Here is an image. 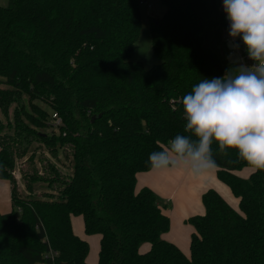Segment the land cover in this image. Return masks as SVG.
Returning <instances> with one entry per match:
<instances>
[{
  "label": "trees",
  "instance_id": "trees-1",
  "mask_svg": "<svg viewBox=\"0 0 264 264\" xmlns=\"http://www.w3.org/2000/svg\"><path fill=\"white\" fill-rule=\"evenodd\" d=\"M159 1L167 10L151 20V36L161 63L150 69L132 60L142 0L0 6V109L9 118L14 106L16 132H0V180L12 187V210L0 212V264H89L90 245L75 235L72 217L83 218L87 236H100L97 264H264V171L239 177L249 167L235 151L224 155L213 145L217 177L240 212L207 191L205 214L186 221L195 230L190 257L162 238L170 219L154 192H136L137 175L151 170L149 154L183 134L182 96L201 79L237 70L204 46L211 18L223 42V0ZM35 143L56 161L45 158L42 173L25 174L23 198L13 172ZM61 155L71 160L70 173L59 168ZM36 184L49 188L41 199Z\"/></svg>",
  "mask_w": 264,
  "mask_h": 264
},
{
  "label": "clouds",
  "instance_id": "clouds-1",
  "mask_svg": "<svg viewBox=\"0 0 264 264\" xmlns=\"http://www.w3.org/2000/svg\"><path fill=\"white\" fill-rule=\"evenodd\" d=\"M229 36L241 39L249 65L201 79L180 100L183 134L149 154L153 171L182 170L193 179L212 174L219 153L235 151L252 172L264 171V0H223Z\"/></svg>",
  "mask_w": 264,
  "mask_h": 264
},
{
  "label": "crops",
  "instance_id": "crops-1",
  "mask_svg": "<svg viewBox=\"0 0 264 264\" xmlns=\"http://www.w3.org/2000/svg\"><path fill=\"white\" fill-rule=\"evenodd\" d=\"M252 173L250 168H245L236 174L243 179H248ZM143 188H149L154 192L163 214L170 219V230L163 235V239L176 245L187 257L191 255V237L195 230L186 221L191 217L205 214L202 196L207 191L215 190L235 211L240 212V200L233 195L227 185L218 179L217 169L214 173L202 176L199 179H193L190 174L182 170L165 172L150 170L137 175L136 192L141 191ZM0 190L5 191V195L10 191L11 197L12 187L9 181L0 180ZM10 209L9 203L0 199V212L8 213ZM81 221L82 226L79 225V220L75 224L74 217H72L73 231L75 235L86 240L83 235V233L85 234L83 218ZM75 226L77 227L76 231ZM98 241L99 251L100 238H98ZM150 248V244H143L140 247V252L147 253ZM98 258L99 256L91 264H97Z\"/></svg>",
  "mask_w": 264,
  "mask_h": 264
},
{
  "label": "rangeland",
  "instance_id": "rangeland-1",
  "mask_svg": "<svg viewBox=\"0 0 264 264\" xmlns=\"http://www.w3.org/2000/svg\"><path fill=\"white\" fill-rule=\"evenodd\" d=\"M142 1L143 4L140 6V13H141L140 36L136 44L135 50L132 54V60L134 62H141L146 69H150L153 66L161 63V60L154 57L152 52V36H151L152 21L151 20L160 19L165 14L167 8L159 0H142ZM7 4H8V0H0V6H6ZM203 36L205 41L204 46L207 50L213 51L214 53L221 55L225 60L229 62L237 63V55L234 52L235 51L234 46L226 41L222 43L219 41L217 35V29L215 28V24H214V18H211L206 22L205 32ZM2 87L3 86L0 85V88ZM41 106L45 107L43 104H41ZM13 109L14 106L11 107L10 109L9 118H6L4 116L3 111L0 109V122L3 123V126L2 127L0 126L1 136L16 135V132L14 133L15 129H13L15 128V126L11 125L10 123L11 122L10 120H12L13 118ZM55 116H53V118H55ZM54 124L57 125L60 124V120L56 119ZM52 128L53 127H50L48 129H45L44 131L51 133ZM21 134H25V133L21 132ZM34 152H35V159L32 162H30L28 158ZM45 158H49L53 162L56 161V159L50 158L49 153L44 147L41 146V144L35 143L32 145L28 156L22 159L21 158L17 159L16 170L13 173H14V178L17 182V190L23 198L29 195V192L27 191L26 188V182H25L26 180L24 179L25 174L32 175L34 170L38 171L39 173H42L43 167L45 166V160H44ZM60 159H61L59 160L60 162H58L59 168L67 170L70 173L71 160L64 159L62 155ZM47 192H49V188L46 184H36L34 186L33 194L36 198H40V199L43 198L44 194ZM4 193L6 192L0 190V199H3L4 201H7L9 203V206L11 208L10 211H11L12 203H11L10 191L7 192V195H5ZM81 219H82L81 217H74L75 224H77L76 222L77 220H79V225L82 226ZM76 230L77 227L75 226V231ZM83 235L84 237H86V240L90 245V255L87 262L91 264L98 257V252H99L98 238H100V236L98 235L86 236L84 233Z\"/></svg>",
  "mask_w": 264,
  "mask_h": 264
},
{
  "label": "built area",
  "instance_id": "built-area-1",
  "mask_svg": "<svg viewBox=\"0 0 264 264\" xmlns=\"http://www.w3.org/2000/svg\"><path fill=\"white\" fill-rule=\"evenodd\" d=\"M141 4H143V1L141 2ZM222 9H223V4H222ZM223 11H224V9H223ZM226 19H227V16H226ZM229 24H230V22L227 19V29L223 33V42L226 41L228 43H231L234 46V48H235L234 52L237 55V63H235V65L237 67L239 65H249L250 66L253 62L251 60H249L247 52L245 50V47L243 46V43L239 40V38L233 40L229 36ZM236 71H233V72L230 71V72L234 74ZM228 72H225V74ZM225 74H224V76H225Z\"/></svg>",
  "mask_w": 264,
  "mask_h": 264
}]
</instances>
